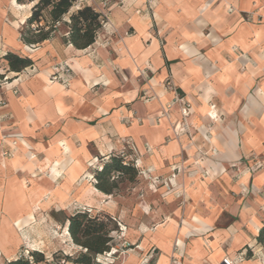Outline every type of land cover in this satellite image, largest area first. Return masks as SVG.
Returning a JSON list of instances; mask_svg holds the SVG:
<instances>
[{
    "label": "crops",
    "instance_id": "1",
    "mask_svg": "<svg viewBox=\"0 0 264 264\" xmlns=\"http://www.w3.org/2000/svg\"><path fill=\"white\" fill-rule=\"evenodd\" d=\"M32 6L0 0V261L16 258L36 212L115 213L90 180L99 158L131 146L139 181L121 213L140 264L247 250L237 264H264V0H110L85 50L64 42V24L23 44ZM7 52L32 66L8 72ZM63 67L66 86L51 81Z\"/></svg>",
    "mask_w": 264,
    "mask_h": 264
},
{
    "label": "trees",
    "instance_id": "2",
    "mask_svg": "<svg viewBox=\"0 0 264 264\" xmlns=\"http://www.w3.org/2000/svg\"><path fill=\"white\" fill-rule=\"evenodd\" d=\"M79 0H17L19 3H33L30 16L20 33V40L30 49L37 48L41 43L49 40L57 28L64 24L68 28L67 37L64 39L77 50H85L92 46L101 29L100 13L90 5H80ZM98 2L99 0H94ZM67 18V22L64 19ZM2 60L5 61L8 72L19 74L32 66V61L27 57L7 52ZM0 79L2 76L0 75ZM98 160L101 164L94 170L93 187L103 195L113 196L116 189V180L127 176L129 181L138 177V170L134 163L127 162L122 153L108 154ZM67 232L71 241L84 250L75 259L77 264H92L93 260L107 253L111 248L112 238L106 229L115 224L109 218L91 216L89 211L77 212L65 220ZM257 246L264 251V224L256 237ZM31 260L15 258L6 264H39L43 261L41 254L33 251ZM250 259L252 254L247 250L243 256Z\"/></svg>",
    "mask_w": 264,
    "mask_h": 264
},
{
    "label": "rangeland",
    "instance_id": "3",
    "mask_svg": "<svg viewBox=\"0 0 264 264\" xmlns=\"http://www.w3.org/2000/svg\"><path fill=\"white\" fill-rule=\"evenodd\" d=\"M128 145L129 144H127V146ZM119 153H122L127 162L134 163V166L136 167L137 159L131 146ZM100 164L101 161L98 160V165H96L95 168H98ZM90 181L91 184H93L92 178ZM138 181V177L129 181L127 176L116 180L117 186L114 190V194L113 196H109L116 200V205L118 207L115 213L105 209L104 207L97 209L74 207L72 210L68 211H56L50 209L44 211L41 210V212L38 213L36 212V223H34L36 225L31 226L32 228L29 231L30 233L28 234L27 240H25L18 249L16 258H19L18 255L21 254L22 257L26 256L27 260H31L30 254L35 251L43 257V261L39 264H77L75 263V259L77 255L79 253H83L84 250L76 246L71 241L67 232V223L65 220L77 212H84L86 209L89 211L91 216L96 215L99 217L109 218L116 226V230H113L111 224L107 225L106 229L109 236L112 238L110 243L111 248L107 253L96 257L92 264H128L129 262L133 264H140L142 260L146 259L147 255L145 252L137 251V237L130 238L124 235L125 231L123 228L125 223L123 220H125V218H123L124 216L121 213L122 204L131 198H135L133 192L135 193V187ZM138 194L140 195V193ZM132 199L129 201L130 203L133 202ZM137 199H140L139 196ZM101 204L104 205V201H102ZM126 219H137L134 210L128 214ZM27 252L29 253L28 256ZM6 263L7 262L5 260L0 261V264Z\"/></svg>",
    "mask_w": 264,
    "mask_h": 264
},
{
    "label": "built area",
    "instance_id": "4",
    "mask_svg": "<svg viewBox=\"0 0 264 264\" xmlns=\"http://www.w3.org/2000/svg\"><path fill=\"white\" fill-rule=\"evenodd\" d=\"M110 0H99L98 2L91 3L90 6H92L95 10L98 9L100 13V25L101 28L105 27L108 24V17L107 14L104 12L106 9L107 4ZM100 6V8H99ZM80 7V4H76V8ZM69 78V69L67 67L61 68V72L59 74H55L51 77V81L61 83L62 85L66 86L67 81ZM7 78L4 77L0 80V83H6ZM177 101H182L181 99H178ZM188 110H189V104L187 102H182L180 106V115L183 119H185L188 116ZM212 118L215 117V115L211 116ZM137 168V166H136ZM118 226L121 228V226L118 224ZM29 253L27 252V256ZM19 258L26 259V256L22 257L21 254L18 255ZM244 260L243 255H238L234 260L230 258H223L221 260V264H237Z\"/></svg>",
    "mask_w": 264,
    "mask_h": 264
},
{
    "label": "bare ground",
    "instance_id": "5",
    "mask_svg": "<svg viewBox=\"0 0 264 264\" xmlns=\"http://www.w3.org/2000/svg\"><path fill=\"white\" fill-rule=\"evenodd\" d=\"M97 191V190H96ZM67 234V233H66Z\"/></svg>",
    "mask_w": 264,
    "mask_h": 264
}]
</instances>
